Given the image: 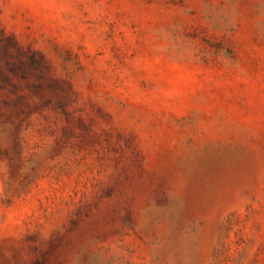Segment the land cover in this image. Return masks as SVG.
Segmentation results:
<instances>
[{"label": "rangeland", "instance_id": "obj_1", "mask_svg": "<svg viewBox=\"0 0 264 264\" xmlns=\"http://www.w3.org/2000/svg\"><path fill=\"white\" fill-rule=\"evenodd\" d=\"M0 264H264V0H0Z\"/></svg>", "mask_w": 264, "mask_h": 264}]
</instances>
